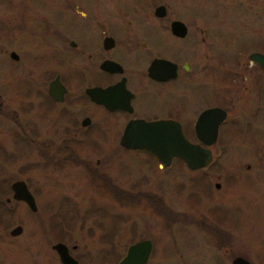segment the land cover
<instances>
[{"label": "rangeland", "instance_id": "obj_1", "mask_svg": "<svg viewBox=\"0 0 264 264\" xmlns=\"http://www.w3.org/2000/svg\"><path fill=\"white\" fill-rule=\"evenodd\" d=\"M159 2L166 5L161 18L153 15ZM212 4L211 0H0L4 106L14 100V89L25 84V73L32 85L44 83L56 71L71 86L96 79L83 71L80 56L63 48L55 33L60 30L88 48L100 40L102 31L118 39L146 37L152 50L160 48L192 66L187 76L191 82H176V97L168 92L161 97L150 94L146 104L167 99L184 107L180 116L185 118L191 106L205 99L204 90L209 102L218 92L229 110L228 122L212 147L213 161L204 170H190L177 161L161 168L140 151L109 156L105 170L123 192L151 191L159 202L141 196L124 199L115 192L120 187H110L92 174L88 165L96 158L102 161L118 145L117 139L103 137L113 130L115 117L96 111L98 127L91 136H82L74 160L62 159L65 154L52 147L48 158L37 157L19 134H1L7 123L0 118V144L6 152L5 156L0 148V195L11 198L10 182L26 180L37 206L31 212L21 201L0 202V264H60L51 248L58 241L79 264H116L130 243L146 238L152 245L146 264H220L221 256L228 260L229 255L218 250L208 230L214 224L232 233L234 251L253 261L262 259L264 70L250 65L247 55L264 54V0ZM168 19L188 24L191 34L185 40L170 38L164 30ZM10 50L19 53L18 61L8 57ZM113 55L130 66L146 58L145 52H130L127 44ZM15 225L22 230L11 236L8 231Z\"/></svg>", "mask_w": 264, "mask_h": 264}, {"label": "flooded vegetation", "instance_id": "obj_2", "mask_svg": "<svg viewBox=\"0 0 264 264\" xmlns=\"http://www.w3.org/2000/svg\"><path fill=\"white\" fill-rule=\"evenodd\" d=\"M211 2L214 4V0H211ZM159 5L164 7L165 13L162 16L164 17L166 14V5L162 2L155 4L153 11ZM207 6L209 7L208 4ZM172 20L179 19L166 20L167 25H165L164 30L166 28L167 35L172 39L185 40L189 34H191L190 26L179 20L184 23L185 34L183 36H176L170 31V22ZM126 23L128 24L129 21L127 20ZM102 32L103 34L100 37V40H96V44L88 48L81 45L80 40L76 37L66 38L64 33L60 30L55 31L57 37L61 40L63 48L73 51V53L80 56L83 60V71L89 72L90 75L94 74L96 79L83 81L75 86H71L63 73L61 71H56L53 76L47 79L44 83L38 84L39 82H36L32 85L28 83L29 80L31 81V78L28 77L29 74L25 73L26 82L21 85L20 88L16 90L14 89V100H11V104L8 107L4 106L1 97L2 94L0 93V118L7 123V128H1L3 130L1 134H8V137H13L12 134L15 133L17 135L19 134L26 144L36 152L37 157H40L41 159L48 158L49 148L52 147L55 153L65 154L62 159L70 158L74 160L73 157L78 154L76 145L82 140V136H91V130L97 129L98 127V122L95 119V116L97 115L96 111H99L102 115L105 114L104 116L115 117L111 123L113 130L108 132V136L103 133V137L117 139V147L106 152L102 161L101 159L96 158L93 161V165L92 163L89 164L88 161H86L85 164H89L88 166L91 168L90 170L93 172L92 174H94V177L100 176L102 180L105 179L107 185L120 187L116 188L115 192L121 195L122 198L127 199L130 197L131 199H138L141 196L142 198H149L154 202H159L160 197L151 191L147 192L136 188L133 191H126V189H124L123 192L121 186L117 184L107 173V170H105L107 169L108 164L111 163L109 156H112V154L121 155L124 151H140L154 160L156 165H161L159 161L155 160L153 156L144 150L129 149L119 145V139L124 126L129 121L136 120H172L178 122L182 133L187 140L192 143H198L210 150L212 160L208 165L201 168L190 169L204 170V168L208 167L213 161L214 155L212 147L220 139L223 128L226 122H228L229 110L221 103V95L218 92L215 93V101L213 100L212 102H209L207 95H204L203 93L204 90H202V96L205 99L202 103L198 105L196 104L193 107L191 106V109L187 112L185 118L180 116L184 107L177 103L170 102L167 99L161 104L158 103L153 106L146 104V97L150 94L156 97H161L168 92L170 97H176V82L180 80H183L185 83L191 82L189 81L190 78L187 77L192 71L191 64L185 60L180 62V58L178 59L165 52H160V48H155L156 51L152 50V41H149L146 37L140 39L136 36H126L118 39L114 34L106 31ZM198 32L199 34H202L203 29L199 28ZM106 37L111 38L109 43H104ZM200 40L203 41L204 37L201 36ZM124 44H127V48L130 49V52H145L146 58L138 65H127L120 58L113 55L114 51L118 50L119 47H122ZM191 47L192 45L190 48ZM11 51L13 50H10L9 52ZM13 52L17 55V58H11L9 53L8 57L16 62L19 60L20 55L15 51ZM192 53H194L193 48ZM154 59L165 60L168 62L167 64L159 63V65H157L155 68V77L148 73V67ZM106 60L115 62L120 66V69L115 67H111L108 70L102 69L100 65ZM248 61L250 65L258 66L264 70L263 67L256 63H251L249 59ZM183 74L185 78H182ZM56 76L60 85L51 86L52 93L54 91L52 94L49 92L50 81ZM246 78H248V75H246ZM200 86L203 87L204 85L201 84ZM94 87L102 89L108 88V90L104 93L94 92L91 97L86 93V89ZM198 91H200V89ZM212 108L216 110L211 112L205 121L204 119L200 120L197 125L198 131H196L195 125L199 116L203 111ZM217 109L224 112L221 120L218 119L219 111ZM213 124L216 125L215 140L210 145H203L199 142L197 134L201 137L208 138ZM54 140H57V142L55 143ZM0 148L5 154L6 152L3 150L1 144ZM176 161L184 164L180 159L172 158L168 165H161L160 167L169 168L172 166V163ZM246 167L248 168L249 165H246ZM98 170L99 172H97ZM15 180L22 179H14L11 182ZM6 198H9V200L6 201ZM2 199L5 203L12 200L10 197L3 198V196L0 195V202H2ZM219 223L220 221L217 224ZM204 224L208 225L206 222H204ZM208 230H211L209 232H213L212 236L215 237L214 240L218 250L221 253H227V255H229L228 260L222 255L220 264H232V260L237 256L246 259L250 264H264V254L261 256L262 259L253 261L247 255L239 251H234V249L230 247L232 233L229 230L226 231L219 225L216 226L215 224L212 228H208ZM77 263L79 264L78 261Z\"/></svg>", "mask_w": 264, "mask_h": 264}, {"label": "water", "instance_id": "obj_3", "mask_svg": "<svg viewBox=\"0 0 264 264\" xmlns=\"http://www.w3.org/2000/svg\"><path fill=\"white\" fill-rule=\"evenodd\" d=\"M154 15L162 17L165 13L162 5L157 6L154 11ZM170 31L176 36H183L185 34L184 23L179 20H172L170 22ZM111 40L110 37L104 39V43ZM11 58H17V55L13 51L9 52ZM248 59L251 63L264 68V54L258 51H252L248 54ZM167 64L165 60L154 59L148 67V73L152 76H156L155 68L157 65ZM173 65V64H172ZM102 69L108 70L111 67L119 68L120 66L113 61H103L100 65ZM60 85L57 80V76L50 81L49 92L52 93V85ZM108 88H88L86 93L92 97L94 92L104 93ZM54 93V91H53ZM52 93V94H53ZM59 93V92H58ZM214 108L207 109L197 119L195 125L196 131H198L197 125L201 119L204 121L213 112ZM218 110V109H217ZM218 119L223 118L224 112L218 110ZM210 136L208 138L198 135V140L203 145H210L216 136V125L213 124L210 130ZM119 145L129 149H141L149 153L153 158L161 163V165H168L172 158H178L184 162L187 168L196 169L208 165L211 160V152L207 147L201 146L198 143H192L185 138L182 133L180 124L172 120H158V121H144L136 120L129 121L123 128L121 137L119 139ZM261 147L264 149V142ZM218 187V183L215 184ZM11 199L23 202L31 212L37 210L35 199L28 190L26 183L23 180H15L10 184ZM9 198H6L8 201ZM22 230L20 225L13 226L8 233L11 236L18 235ZM51 248L55 251L57 258L61 264H78L77 260L70 255L68 247L62 242H55L51 245ZM74 248V245L72 246ZM151 251V242L149 239H142L129 244L125 250L124 255L116 262V264H146ZM232 264H250L246 259L242 257H235L232 260Z\"/></svg>", "mask_w": 264, "mask_h": 264}]
</instances>
